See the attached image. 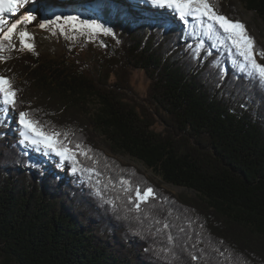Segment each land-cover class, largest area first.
<instances>
[{"label":"trees","instance_id":"obj_1","mask_svg":"<svg viewBox=\"0 0 264 264\" xmlns=\"http://www.w3.org/2000/svg\"><path fill=\"white\" fill-rule=\"evenodd\" d=\"M85 1L114 33L94 70L83 40L57 59L7 42L0 52L14 114L28 112L76 153L55 169L19 143L0 106V264H264V86L195 19ZM238 1L264 22V0ZM213 2L264 51L232 0ZM136 71L149 81L141 99L130 94ZM148 187L155 199L137 212L130 198Z\"/></svg>","mask_w":264,"mask_h":264},{"label":"snow or ice","instance_id":"obj_2","mask_svg":"<svg viewBox=\"0 0 264 264\" xmlns=\"http://www.w3.org/2000/svg\"><path fill=\"white\" fill-rule=\"evenodd\" d=\"M149 2L158 8L172 10L185 22L189 18L195 19L201 24L206 36H216L219 40L222 34L226 38V42L231 44L235 54L241 58L242 62L237 64L238 70L250 80L264 86V64L259 63L257 60V56L264 57V51H257L255 39L249 35L246 25L239 20L231 19L219 13L213 0H149ZM26 3H28V0H0V52L4 51L5 42L9 47H14L12 44L13 35L21 24L36 20V17L31 14L25 15L23 20L17 19L12 23H9L5 18V14L15 15ZM60 20H63L73 31L88 29L92 34L114 35L111 29L105 28L102 24L94 20H80L77 16H57L55 21H44L39 24V27L44 29ZM60 31H64L63 25L60 26ZM19 37L22 50L31 51L34 49V45L29 42L31 37L27 31H20ZM221 43H225V40H221ZM15 97L16 92L9 79L0 77V106H3L5 110L14 108L16 105ZM18 123L21 128L19 133L21 137L20 144L28 143L38 150L42 149L45 152L54 153L65 161L75 160L76 153L61 141V133L45 131L40 123L30 118L29 113L25 111L19 112ZM76 147L79 148L80 145ZM72 171L75 173L77 169L74 167ZM151 199H155L154 189L151 187L143 191L136 189L135 199L130 198V203L134 204L137 212H140L142 211V205L147 204ZM169 227V224H163L164 229ZM172 239V236H168L169 241H172ZM220 255L223 256L224 253L220 252ZM191 259L197 260L198 257L192 256Z\"/></svg>","mask_w":264,"mask_h":264},{"label":"rangeland","instance_id":"obj_3","mask_svg":"<svg viewBox=\"0 0 264 264\" xmlns=\"http://www.w3.org/2000/svg\"><path fill=\"white\" fill-rule=\"evenodd\" d=\"M57 1L58 0H48V4L45 5L43 4V8L49 11V14L52 16L54 21L57 16H61V17L77 16L80 18V20H94L97 23L102 24L105 28H109L108 24L99 15L95 7L88 4L87 1L67 0V2L63 4H59ZM143 1H146V3H148L145 6L147 11H152L157 13L161 9L156 6H153L149 2V0H143ZM232 1L237 5V9L242 19L249 25V28L251 29L252 33L264 45V22L255 13L248 11L240 3V1L238 0H232ZM138 2H139L138 0H132L131 5L137 7V5L139 4ZM59 7L66 10H62ZM134 10H138V9L134 8ZM163 10L175 18L179 17L172 10L166 8ZM182 21L185 22L184 20ZM55 24L57 28L54 25H49L48 27L45 28L43 33L34 34L29 29L26 30L31 37L29 42L34 45V49L31 51L22 50V46L20 45L19 33L18 34L15 33L13 35L12 43L17 50L23 52L35 53L46 58L57 59L60 58L66 51L78 52L77 50L73 51V49L80 41L83 40L84 46L82 47L83 49L82 55L87 56V59L84 62L90 70H94L96 62L98 61L99 57H101V53L104 47L103 40L107 34H102V33L92 34L88 29L73 31L71 27L66 25L63 20H60ZM61 25L64 26L63 32L60 31ZM1 60L2 58L0 57V62ZM257 60L258 62L260 61L264 62V57L257 56ZM1 69L2 67L0 65V77H3V73ZM131 88H132V92L130 94L136 97L137 99H141L146 96L149 88V81L142 72L140 71L134 72V75L132 76L131 79ZM95 104L96 102L93 101L92 103L93 109L96 108ZM1 109L6 113L3 120L6 121L9 125H13V128L15 129L13 135L19 141L21 139L19 135L21 131L20 125L18 123L19 115L14 114L11 108L5 110V108L1 106ZM158 129H161V127H158ZM96 143L98 144V147L100 149L106 150L105 146L103 145V138L101 136L96 137ZM23 146L26 149H28L30 152H33L38 156L44 157L45 159H53L52 165L53 167H55V169L60 167V164L58 162L61 159V157L56 156L54 153L45 152L42 149L38 150L37 148L32 147L28 143L23 144ZM115 157L124 164H130L137 167L141 171L145 172L147 176L153 179V175L151 174V172L147 171L143 167V165L138 161L126 155H116ZM156 181L159 182L158 179H156ZM162 185L163 187L167 188L169 191H171L173 194L177 196L186 193L195 196L193 192H189L188 190L167 184H162Z\"/></svg>","mask_w":264,"mask_h":264},{"label":"bare ground","instance_id":"obj_4","mask_svg":"<svg viewBox=\"0 0 264 264\" xmlns=\"http://www.w3.org/2000/svg\"><path fill=\"white\" fill-rule=\"evenodd\" d=\"M138 1H139L138 3L141 6H146L148 4L146 3V1H143V0H138ZM43 4L44 5L48 4V0H28V3L23 5L16 12L15 15L9 14V15H6L5 18L9 21V23H12V22H15L17 19L23 20V17L25 15L31 14L36 17V20L32 21L31 23L21 24L18 27L16 34H18L20 31H26L28 29L34 34L43 33L45 28L41 29L39 27V24L44 21H49V20L54 21L52 16L49 14V11L43 8ZM52 25L55 26L56 24L54 23Z\"/></svg>","mask_w":264,"mask_h":264}]
</instances>
